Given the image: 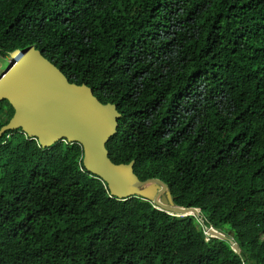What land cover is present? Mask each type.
Segmentation results:
<instances>
[{
  "label": "trees",
  "instance_id": "16d2710c",
  "mask_svg": "<svg viewBox=\"0 0 264 264\" xmlns=\"http://www.w3.org/2000/svg\"><path fill=\"white\" fill-rule=\"evenodd\" d=\"M32 46L116 104L112 163L203 222L111 197L79 144L7 132L0 264H264V0H0V57Z\"/></svg>",
  "mask_w": 264,
  "mask_h": 264
},
{
  "label": "water",
  "instance_id": "95a60500",
  "mask_svg": "<svg viewBox=\"0 0 264 264\" xmlns=\"http://www.w3.org/2000/svg\"><path fill=\"white\" fill-rule=\"evenodd\" d=\"M11 65L0 76V103L7 100L14 116L0 131H22L43 150L68 142L85 150V166L107 184L111 197L127 200L138 197L153 202L172 217L203 219L197 208L176 206L170 186L162 180L140 181L135 162L115 165L107 144L117 135L121 114L116 104H104L86 85L70 83L64 73L34 46L10 54ZM214 239L230 243L240 255L234 235L207 229Z\"/></svg>",
  "mask_w": 264,
  "mask_h": 264
},
{
  "label": "rangeland",
  "instance_id": "374dc122",
  "mask_svg": "<svg viewBox=\"0 0 264 264\" xmlns=\"http://www.w3.org/2000/svg\"><path fill=\"white\" fill-rule=\"evenodd\" d=\"M12 60L10 57L4 58L0 57V76L5 72V70L11 65ZM229 233V232H228ZM227 233V234H228Z\"/></svg>",
  "mask_w": 264,
  "mask_h": 264
}]
</instances>
